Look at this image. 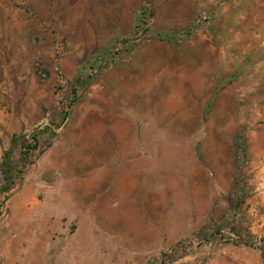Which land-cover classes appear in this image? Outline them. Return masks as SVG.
<instances>
[{"label": "rangeland", "instance_id": "obj_1", "mask_svg": "<svg viewBox=\"0 0 264 264\" xmlns=\"http://www.w3.org/2000/svg\"><path fill=\"white\" fill-rule=\"evenodd\" d=\"M0 264H264V0H0Z\"/></svg>", "mask_w": 264, "mask_h": 264}, {"label": "crops", "instance_id": "obj_2", "mask_svg": "<svg viewBox=\"0 0 264 264\" xmlns=\"http://www.w3.org/2000/svg\"><path fill=\"white\" fill-rule=\"evenodd\" d=\"M151 128L153 130H157V123L153 121L151 123ZM131 146L129 145H122L118 146L116 149L117 154H115V150L109 148L108 151H112V154H108L107 156L109 159H117L122 164L120 165V170L117 171L116 180L113 178V181L108 184L107 186V196L106 199L108 200V207L107 214L110 216H119L121 214H126V209H129L131 206V200H138L141 199L147 191L149 186H154V179L156 175L159 173V168H157L158 163V156H152L150 159V164L152 165L149 169H144L143 165L147 161L144 157L140 155H131ZM135 151V150H133ZM115 173L113 172V175ZM122 175V176H121ZM119 176V177H118ZM123 177L122 180L119 178ZM92 184V195L98 196V184ZM54 200H63V195L55 196L52 198ZM123 210V211H122ZM78 214H83V211L77 212ZM87 214V213H86ZM74 213L70 212L69 216H73ZM69 222L72 221V218L68 220ZM114 225L107 226L108 231H114ZM68 226L62 227V236L61 238L64 240L66 237V233L69 231ZM40 232V228L33 226L30 230L29 239L32 242H39L44 239V241H53V229L42 235ZM98 232V226L89 225L87 229H83L82 226L75 232L74 235L70 236L69 240L72 242H81V241H88L91 242L95 239L96 234ZM85 233V234H84ZM61 239V240H62ZM76 244V243H75Z\"/></svg>", "mask_w": 264, "mask_h": 264}]
</instances>
